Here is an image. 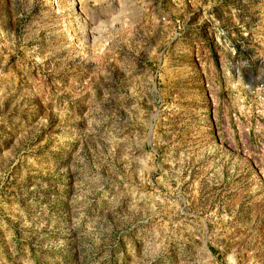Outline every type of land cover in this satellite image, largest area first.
Masks as SVG:
<instances>
[{"label": "rangeland", "instance_id": "rangeland-1", "mask_svg": "<svg viewBox=\"0 0 264 264\" xmlns=\"http://www.w3.org/2000/svg\"><path fill=\"white\" fill-rule=\"evenodd\" d=\"M0 264H264V0H0Z\"/></svg>", "mask_w": 264, "mask_h": 264}]
</instances>
